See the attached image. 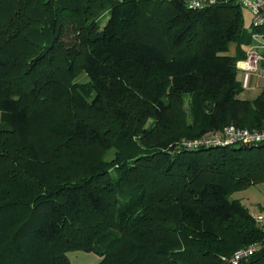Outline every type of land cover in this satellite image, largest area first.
<instances>
[{"label": "trees", "instance_id": "1", "mask_svg": "<svg viewBox=\"0 0 264 264\" xmlns=\"http://www.w3.org/2000/svg\"><path fill=\"white\" fill-rule=\"evenodd\" d=\"M243 8L0 0V264H228L252 246L239 264H264L236 197L264 183V144L177 147L264 129V88L240 97Z\"/></svg>", "mask_w": 264, "mask_h": 264}, {"label": "built area", "instance_id": "2", "mask_svg": "<svg viewBox=\"0 0 264 264\" xmlns=\"http://www.w3.org/2000/svg\"><path fill=\"white\" fill-rule=\"evenodd\" d=\"M188 8L192 10L204 9L219 0H184ZM243 7L250 10L252 14V29L259 30L264 27V0H240ZM256 44L250 47L246 52V57L237 63L238 71L244 73L258 72L259 65L264 56L259 48H264V35L253 33ZM264 144V129H249L238 127L234 124L225 126L223 129L194 139H182L177 147L183 146L188 149H195L201 146L216 147L226 145H259ZM257 224L264 230V215H254ZM256 246L246 250L238 251L234 257L228 260V264H239L240 259L251 255Z\"/></svg>", "mask_w": 264, "mask_h": 264}, {"label": "rangeland", "instance_id": "3", "mask_svg": "<svg viewBox=\"0 0 264 264\" xmlns=\"http://www.w3.org/2000/svg\"><path fill=\"white\" fill-rule=\"evenodd\" d=\"M244 18H245V28L247 32H249L251 35L253 33H263V28H260L259 30L252 29V14L250 10L246 7L243 8ZM109 15L106 14V16L102 19V22L106 23L108 20ZM253 42L255 40L253 39ZM235 51V45L232 44L230 47V53H234ZM81 81H85V78H80ZM246 95H248L250 98L254 95H257V90H249L246 91ZM242 94V93H241ZM244 95V93L242 94ZM235 197V196H234ZM236 197H239L242 199L243 203L249 207L252 213L255 214H263L264 211L261 210V204L264 205V183L263 184H257L249 187L246 190L240 191L236 193ZM69 258L71 264H96L100 260V256H98L95 253L92 252H71L69 253Z\"/></svg>", "mask_w": 264, "mask_h": 264}, {"label": "crops", "instance_id": "4", "mask_svg": "<svg viewBox=\"0 0 264 264\" xmlns=\"http://www.w3.org/2000/svg\"><path fill=\"white\" fill-rule=\"evenodd\" d=\"M263 41H264V38H263ZM256 44H259V43L253 42V37H252V43L247 47V50ZM259 51L264 56V48H259ZM238 78L242 82V85H243V91L241 93L242 94L244 93V95L240 94V97L244 99L256 98L261 92V90L264 88V62L260 63L258 72L244 73V72L239 71ZM249 90H257V95H254L253 97L250 98L248 95L245 94L247 93L246 91H249ZM260 206L264 207V205L262 204Z\"/></svg>", "mask_w": 264, "mask_h": 264}]
</instances>
